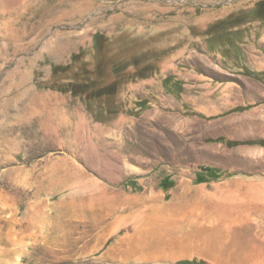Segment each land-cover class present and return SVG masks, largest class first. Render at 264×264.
<instances>
[{"label":"rangeland","instance_id":"obj_1","mask_svg":"<svg viewBox=\"0 0 264 264\" xmlns=\"http://www.w3.org/2000/svg\"><path fill=\"white\" fill-rule=\"evenodd\" d=\"M258 1L0 0V264H264V146L245 143L264 139V100L208 106L228 81L264 87V19L226 20ZM95 31L156 68L106 100L52 87ZM158 204L160 220L221 230L238 257L134 248Z\"/></svg>","mask_w":264,"mask_h":264},{"label":"trees","instance_id":"obj_2","mask_svg":"<svg viewBox=\"0 0 264 264\" xmlns=\"http://www.w3.org/2000/svg\"><path fill=\"white\" fill-rule=\"evenodd\" d=\"M255 17L264 19V0L256 2L247 11H240L234 16H228L226 20L230 24L227 26L242 23L249 20L248 18ZM217 25H219V22H214L208 27H216ZM225 27L226 25H223V28ZM137 49L140 51L141 47L135 48L132 40H123L121 36L111 38L103 32L95 31L92 35V46L89 51L82 48L73 53L67 63L56 64L52 67L50 84L55 88H65L72 95H80L92 100H106L119 92V85L125 80L143 77L148 71L156 68V62L146 61L142 54L139 55V51L134 52ZM87 53H90V58H86ZM130 66L133 67V71L126 77L120 76ZM236 110H240V108ZM217 140L221 141L223 139L219 137ZM245 143L264 146V139ZM227 144L233 146L238 142L227 141ZM211 171L215 172V170ZM212 172L210 176H216ZM135 179V177L128 178L127 185L135 187ZM165 180L167 179H164V182ZM177 263L194 264V261L181 260Z\"/></svg>","mask_w":264,"mask_h":264},{"label":"bare ground","instance_id":"obj_3","mask_svg":"<svg viewBox=\"0 0 264 264\" xmlns=\"http://www.w3.org/2000/svg\"><path fill=\"white\" fill-rule=\"evenodd\" d=\"M120 209V206H115L112 210L118 212ZM162 212V205L158 204L150 216L142 218L141 227L131 237L134 248L149 247L155 249V256L165 257L171 253V257H179L183 255V252L177 254L172 249L176 246L192 244L196 247L198 254L210 256L220 262L238 257L235 255L238 254L236 248H232L233 243L228 246V243L223 240L219 241L223 237L221 230L212 227L173 224L166 219L160 220ZM149 217H152V220ZM121 219V217L116 218L114 222L119 223ZM146 222L150 224L147 225Z\"/></svg>","mask_w":264,"mask_h":264},{"label":"crops","instance_id":"obj_4","mask_svg":"<svg viewBox=\"0 0 264 264\" xmlns=\"http://www.w3.org/2000/svg\"><path fill=\"white\" fill-rule=\"evenodd\" d=\"M264 66V65H263ZM260 66L259 68H261ZM166 73H171V69L164 67L163 69ZM196 79L201 80V76L194 75ZM180 77V75H179ZM153 82V81H152ZM243 86L234 83L233 81H228L224 87V91L217 95L209 92L210 102L208 103L209 110L211 113L217 114L220 112V106L232 108L235 106H245L247 104L255 103L257 101L264 100V87L258 86L245 79H242ZM259 93L260 95H257ZM217 95V96H216ZM216 97V98H214ZM216 99V102L213 100ZM223 99L222 101H218ZM261 108L264 109V104L255 106L253 109Z\"/></svg>","mask_w":264,"mask_h":264}]
</instances>
